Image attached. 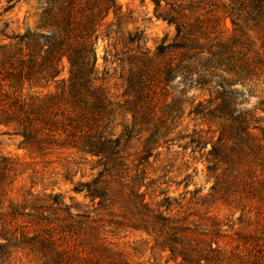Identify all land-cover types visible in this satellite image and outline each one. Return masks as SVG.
<instances>
[{"label":"rangeland","instance_id":"374dc122","mask_svg":"<svg viewBox=\"0 0 264 264\" xmlns=\"http://www.w3.org/2000/svg\"><path fill=\"white\" fill-rule=\"evenodd\" d=\"M250 1L116 0L94 85L116 108L122 157L104 171L0 126V264H264V66L247 74L253 57L264 64V18ZM6 7L0 45L37 26L33 0ZM69 69L64 58L25 94L66 90ZM238 114L258 129L256 157L235 143Z\"/></svg>","mask_w":264,"mask_h":264},{"label":"trees","instance_id":"16d2710c","mask_svg":"<svg viewBox=\"0 0 264 264\" xmlns=\"http://www.w3.org/2000/svg\"><path fill=\"white\" fill-rule=\"evenodd\" d=\"M19 1L8 0L6 10ZM33 1L35 30L15 35L9 45H0V126L12 128L30 149H76L96 157L106 171L122 157V140L108 132L116 108L94 85V45L101 22L116 0ZM250 2L263 9L264 18V0ZM64 58L70 66L66 90L43 98L25 94L26 87L43 88L58 76ZM263 66L259 57H253L247 74L256 76ZM227 121L240 139L234 138L237 146L243 143L251 155L258 156L261 145L253 140L252 133L257 127L250 128L240 114ZM224 137L221 134L219 141ZM72 258L55 259V264H95Z\"/></svg>","mask_w":264,"mask_h":264}]
</instances>
